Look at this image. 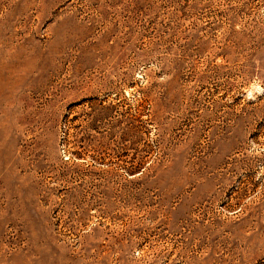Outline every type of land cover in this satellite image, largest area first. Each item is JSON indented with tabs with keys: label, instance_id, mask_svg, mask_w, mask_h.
<instances>
[{
	"label": "rangeland",
	"instance_id": "1",
	"mask_svg": "<svg viewBox=\"0 0 264 264\" xmlns=\"http://www.w3.org/2000/svg\"><path fill=\"white\" fill-rule=\"evenodd\" d=\"M0 264H264V0H0Z\"/></svg>",
	"mask_w": 264,
	"mask_h": 264
}]
</instances>
